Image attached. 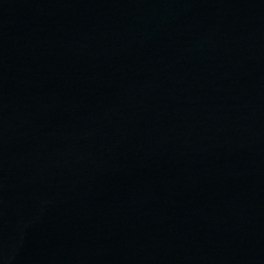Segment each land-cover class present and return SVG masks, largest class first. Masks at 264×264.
Wrapping results in <instances>:
<instances>
[{
  "label": "water",
  "instance_id": "1",
  "mask_svg": "<svg viewBox=\"0 0 264 264\" xmlns=\"http://www.w3.org/2000/svg\"><path fill=\"white\" fill-rule=\"evenodd\" d=\"M0 264H264V0H0Z\"/></svg>",
  "mask_w": 264,
  "mask_h": 264
}]
</instances>
